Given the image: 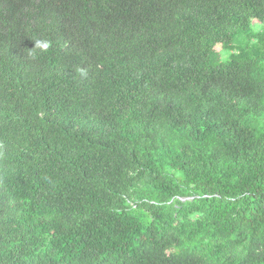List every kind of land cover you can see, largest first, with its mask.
<instances>
[{"label":"trees","instance_id":"obj_1","mask_svg":"<svg viewBox=\"0 0 264 264\" xmlns=\"http://www.w3.org/2000/svg\"><path fill=\"white\" fill-rule=\"evenodd\" d=\"M0 264H264V0H0Z\"/></svg>","mask_w":264,"mask_h":264},{"label":"clouds","instance_id":"obj_2","mask_svg":"<svg viewBox=\"0 0 264 264\" xmlns=\"http://www.w3.org/2000/svg\"><path fill=\"white\" fill-rule=\"evenodd\" d=\"M34 47H43V48H47L48 47V44L47 43H43L41 44V42L37 41L35 44H34Z\"/></svg>","mask_w":264,"mask_h":264}]
</instances>
